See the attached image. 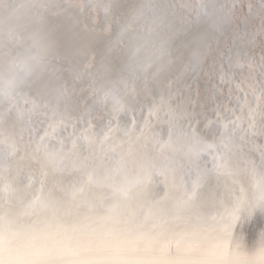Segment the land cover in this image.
<instances>
[{"label": "snow or ice", "instance_id": "snow-or-ice-1", "mask_svg": "<svg viewBox=\"0 0 264 264\" xmlns=\"http://www.w3.org/2000/svg\"><path fill=\"white\" fill-rule=\"evenodd\" d=\"M5 59L0 264H264V0H0Z\"/></svg>", "mask_w": 264, "mask_h": 264}, {"label": "bare ground", "instance_id": "bare-ground-1", "mask_svg": "<svg viewBox=\"0 0 264 264\" xmlns=\"http://www.w3.org/2000/svg\"><path fill=\"white\" fill-rule=\"evenodd\" d=\"M63 2L67 3L69 0H63ZM185 3L191 4L194 7H198L200 3H209V4H218V3H224L226 0H184ZM254 4H259L260 0H252ZM209 26H211V21H209ZM15 53L13 52V55ZM0 67L6 70L7 67V60H0ZM90 71L94 72V69H91ZM22 105V101H21Z\"/></svg>", "mask_w": 264, "mask_h": 264}]
</instances>
